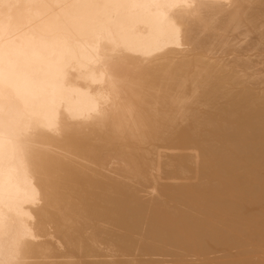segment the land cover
Segmentation results:
<instances>
[{
  "label": "bare ground",
  "instance_id": "6f19581e",
  "mask_svg": "<svg viewBox=\"0 0 264 264\" xmlns=\"http://www.w3.org/2000/svg\"><path fill=\"white\" fill-rule=\"evenodd\" d=\"M157 254L264 264V0H0V264Z\"/></svg>",
  "mask_w": 264,
  "mask_h": 264
},
{
  "label": "rangeland",
  "instance_id": "374dc122",
  "mask_svg": "<svg viewBox=\"0 0 264 264\" xmlns=\"http://www.w3.org/2000/svg\"><path fill=\"white\" fill-rule=\"evenodd\" d=\"M150 188L149 189H147V191L145 192V193H147V192H149L150 193ZM144 193V194H145ZM149 193H148V196H149ZM145 195H147V194H145ZM220 254V253H219ZM146 256H148V255H145V257H143V256H140V255H136V257L134 256V258L135 259H137V260H139L140 261V259H141V261H144L143 263L141 262L140 264H151V263H156V264H160V263H164V264H169V262H171V260H172V257L171 256H167V255H164V256H162V255H159V254H157V256L156 255H151L149 258L148 257H146ZM165 256H167V257H165ZM140 257H142V258H140ZM192 258V257H191ZM194 258V257H193ZM150 259H152V260H154V261H152V260H150ZM165 259V260H164ZM163 260V261H162ZM146 261V262H145ZM157 261V262H156ZM169 261V262H168ZM151 262V263H150ZM168 262V263H167Z\"/></svg>",
  "mask_w": 264,
  "mask_h": 264
}]
</instances>
